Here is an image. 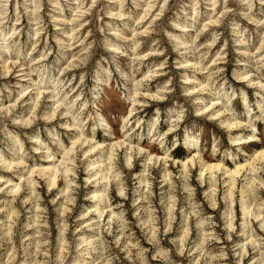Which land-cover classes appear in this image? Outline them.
<instances>
[{"label":"rangeland","instance_id":"obj_1","mask_svg":"<svg viewBox=\"0 0 264 264\" xmlns=\"http://www.w3.org/2000/svg\"><path fill=\"white\" fill-rule=\"evenodd\" d=\"M261 150L264 0H0V264H264Z\"/></svg>","mask_w":264,"mask_h":264},{"label":"bare ground","instance_id":"obj_2","mask_svg":"<svg viewBox=\"0 0 264 264\" xmlns=\"http://www.w3.org/2000/svg\"><path fill=\"white\" fill-rule=\"evenodd\" d=\"M233 125L235 124H228V128L229 127H232ZM257 154L259 155H262L264 157V150H261V151H258ZM45 163H49V160L45 161ZM46 166V165H45ZM212 166L211 165H205L203 166L204 169H212L211 168ZM216 167H220L219 165H216ZM215 169V168H214ZM219 171V170H218ZM39 172L44 174V175H48V184L49 185H55L54 183H56L55 181V176H56V173H57V170L53 167V166H46V167H42L39 169ZM235 172V171H234ZM31 173H32V170H31ZM229 173V172H228ZM232 173V172H230ZM237 174V173H236ZM238 175V174H237ZM234 177V176H233ZM55 180V181H54ZM252 182V181H251ZM107 185V184H106ZM232 194V193H231ZM245 209V208H244ZM100 214V213H99ZM101 216V214H100Z\"/></svg>","mask_w":264,"mask_h":264}]
</instances>
